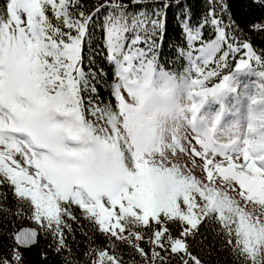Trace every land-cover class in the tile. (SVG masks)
<instances>
[{
    "label": "snow or ice",
    "instance_id": "snow-or-ice-1",
    "mask_svg": "<svg viewBox=\"0 0 264 264\" xmlns=\"http://www.w3.org/2000/svg\"><path fill=\"white\" fill-rule=\"evenodd\" d=\"M237 2L183 7L179 71L160 40L180 0L0 3V264H204L209 228L235 264H264V0ZM242 72L240 116L222 101Z\"/></svg>",
    "mask_w": 264,
    "mask_h": 264
},
{
    "label": "trees",
    "instance_id": "trees-1",
    "mask_svg": "<svg viewBox=\"0 0 264 264\" xmlns=\"http://www.w3.org/2000/svg\"><path fill=\"white\" fill-rule=\"evenodd\" d=\"M97 0H85L86 4H95ZM124 3H128L129 0H123ZM175 4V1H172ZM233 6V11L237 12L239 4L237 0H230ZM3 3V0H0ZM152 1H147L143 7L150 6ZM207 0H180L179 5L170 7L167 12V21L165 25L164 34L160 40L161 43V62L168 61L167 67L172 70L179 71L182 68L183 61L176 59L173 63V54L175 48L180 45L182 41V31L180 28V19L183 16V7L187 5L193 13V19L198 18L197 14L202 13L206 8ZM179 17V18H178ZM239 18V17H238ZM243 22V21H242ZM102 38V37H101ZM256 47H264V42L257 39L255 41ZM95 48V45H94ZM97 62L104 65L106 72L111 76V66L107 65L102 59L97 57ZM101 96L105 99L108 97V92L104 90L103 86L100 87ZM3 186H0V191H3ZM11 197H9V202ZM2 202V201H0ZM9 206L11 204L9 203ZM3 213L0 212V226H2ZM19 223V222H18ZM28 225V221L23 222ZM73 227V240L72 235L68 236V241L71 244L74 252L77 254V259H82V250L87 246L88 236H92V229L88 221L83 218L79 219V222H71ZM203 235L195 238L194 251L198 252L204 264H235V261L230 254L229 250L222 247L219 237H216L214 232L209 228L208 230L201 229ZM87 233V235H85ZM127 259V257H125ZM30 259H35L34 256ZM52 264H60V261L55 255H53Z\"/></svg>",
    "mask_w": 264,
    "mask_h": 264
},
{
    "label": "rangeland",
    "instance_id": "rangeland-1",
    "mask_svg": "<svg viewBox=\"0 0 264 264\" xmlns=\"http://www.w3.org/2000/svg\"><path fill=\"white\" fill-rule=\"evenodd\" d=\"M152 1V0H147ZM175 1V0H172ZM257 83V77L255 75L242 72L235 78V83L233 85V91H229L227 95L223 98V105L226 110L231 111L232 113H238L240 116H243L248 108L250 99L255 94V87ZM221 105L209 102L205 106V111L216 112L220 110ZM177 158L182 164H190L191 158L189 156L181 155L177 152ZM197 163H202L199 157L195 158ZM196 175H200V169L197 168L194 170Z\"/></svg>",
    "mask_w": 264,
    "mask_h": 264
}]
</instances>
